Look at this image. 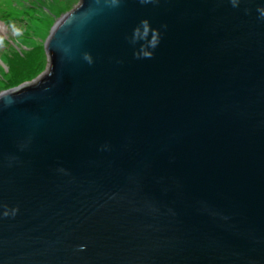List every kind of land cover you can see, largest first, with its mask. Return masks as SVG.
Returning <instances> with one entry per match:
<instances>
[{"label":"water","instance_id":"obj_1","mask_svg":"<svg viewBox=\"0 0 264 264\" xmlns=\"http://www.w3.org/2000/svg\"><path fill=\"white\" fill-rule=\"evenodd\" d=\"M44 52L0 94V264H264V0H78Z\"/></svg>","mask_w":264,"mask_h":264},{"label":"rangeland","instance_id":"obj_2","mask_svg":"<svg viewBox=\"0 0 264 264\" xmlns=\"http://www.w3.org/2000/svg\"><path fill=\"white\" fill-rule=\"evenodd\" d=\"M78 0H0V94L29 83L47 66L44 44Z\"/></svg>","mask_w":264,"mask_h":264},{"label":"clouds","instance_id":"obj_3","mask_svg":"<svg viewBox=\"0 0 264 264\" xmlns=\"http://www.w3.org/2000/svg\"><path fill=\"white\" fill-rule=\"evenodd\" d=\"M234 6H235V3H234ZM158 43V41H157ZM156 46V44H153L152 47L154 48ZM146 57H150V55L146 56Z\"/></svg>","mask_w":264,"mask_h":264},{"label":"bare ground","instance_id":"obj_4","mask_svg":"<svg viewBox=\"0 0 264 264\" xmlns=\"http://www.w3.org/2000/svg\"><path fill=\"white\" fill-rule=\"evenodd\" d=\"M0 30H2V27H0Z\"/></svg>","mask_w":264,"mask_h":264}]
</instances>
